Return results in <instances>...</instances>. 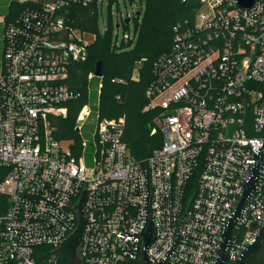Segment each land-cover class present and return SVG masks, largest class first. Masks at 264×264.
Wrapping results in <instances>:
<instances>
[{
	"label": "built area",
	"instance_id": "2783aa9c",
	"mask_svg": "<svg viewBox=\"0 0 264 264\" xmlns=\"http://www.w3.org/2000/svg\"><path fill=\"white\" fill-rule=\"evenodd\" d=\"M99 1L0 0V264H56L78 228L81 197L80 264H145L141 232L150 219L159 236L149 244L151 264L171 252L178 232L171 264H216L260 149L259 185L233 229V264L264 225V0L249 8L198 0L192 22L175 26L146 90V110L160 111L151 134L161 142L141 159L124 140L125 118H101L102 83L90 102L94 73L77 137L64 149L58 136L81 98L73 65L96 38L72 27L68 12L95 4L99 14Z\"/></svg>",
	"mask_w": 264,
	"mask_h": 264
},
{
	"label": "trees",
	"instance_id": "16d2710c",
	"mask_svg": "<svg viewBox=\"0 0 264 264\" xmlns=\"http://www.w3.org/2000/svg\"><path fill=\"white\" fill-rule=\"evenodd\" d=\"M9 0H2L3 5ZM144 7L134 16L136 21L135 37L123 40L117 45L113 39L112 27L104 34L98 23V11L93 4L82 8L71 6L68 23L83 32L96 35L88 47L85 61L73 65L71 85L77 89L81 98L70 103V113L60 124L58 136L62 139L76 138L74 125L80 109L88 101V77L94 73L98 62L102 63V77L91 81L90 102L98 100V86L103 84L98 111L101 118L126 120L124 140L137 158L147 157L160 144V134L152 135L156 118L160 111L147 109L149 100L146 90L153 80V68L159 56L168 53L173 46L175 26L191 23L194 19L198 0H141ZM135 69L139 70V79H133ZM121 81V82H120ZM44 256L50 249L40 247ZM42 264H49L41 259ZM248 264H264V244L252 256Z\"/></svg>",
	"mask_w": 264,
	"mask_h": 264
},
{
	"label": "water",
	"instance_id": "95a60500",
	"mask_svg": "<svg viewBox=\"0 0 264 264\" xmlns=\"http://www.w3.org/2000/svg\"><path fill=\"white\" fill-rule=\"evenodd\" d=\"M239 3L242 7L249 8L253 5L254 0H239ZM141 13L139 11L136 12V16L139 17ZM132 18L125 19V23L128 24ZM120 27V24L117 25ZM94 76L97 78L102 77V63L98 62ZM96 102V101H95ZM93 102V103H95ZM261 153L262 150L258 149L253 163L250 167V170L247 174L245 182L242 186L240 194L237 198L235 206L232 210L230 218L227 222L225 230L223 232V242L219 249H216L218 252V258L216 260V264H228V251L232 243L233 239V229L238 218L241 216L244 208L255 192L256 188L259 185V175H260V164H261ZM86 197H81V202L77 208L78 213V228L77 230L71 234L60 246L59 248V257L56 261V264H80L77 260V249L81 243L83 233L85 231L86 219L83 211V204ZM141 236H147L145 246L143 249L144 261L145 264H151L150 250L149 244L159 240L158 232L156 225L150 219V223L148 226L147 232H141ZM181 244V234L178 232V243L172 244V250L169 254L163 257L156 264H171L178 248ZM264 244V225L261 228L259 235L256 240L251 243L248 247L241 251L238 260L233 264H248L252 256L262 247Z\"/></svg>",
	"mask_w": 264,
	"mask_h": 264
},
{
	"label": "rangeland",
	"instance_id": "374dc122",
	"mask_svg": "<svg viewBox=\"0 0 264 264\" xmlns=\"http://www.w3.org/2000/svg\"><path fill=\"white\" fill-rule=\"evenodd\" d=\"M12 7L13 10H15L18 9L19 6L18 5L16 6V3H13ZM97 7L99 10V16H98L99 29L102 34L108 32L112 27L113 39L114 41H116L117 45L119 46L123 42L124 35L126 34L132 35V39H134L135 28H136V21L134 19V16L136 15L137 11L142 10L144 7V4L141 2V0H100L97 4ZM127 15H130L132 18L128 24L125 23V19H127ZM118 24H120V27H117ZM83 33L86 34L85 37L87 39L94 38L92 33L89 32H83ZM139 76H140L139 70L135 69L133 73V79L138 80ZM88 85H89V77H88ZM62 122L63 121H61L60 124ZM71 139H65L63 145L64 149H67L69 147L70 144L69 140Z\"/></svg>",
	"mask_w": 264,
	"mask_h": 264
}]
</instances>
